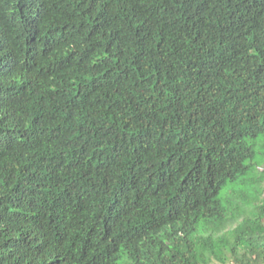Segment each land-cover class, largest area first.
Masks as SVG:
<instances>
[{
  "label": "trees",
  "instance_id": "1",
  "mask_svg": "<svg viewBox=\"0 0 264 264\" xmlns=\"http://www.w3.org/2000/svg\"><path fill=\"white\" fill-rule=\"evenodd\" d=\"M264 264V0H0V264Z\"/></svg>",
  "mask_w": 264,
  "mask_h": 264
},
{
  "label": "rangeland",
  "instance_id": "2",
  "mask_svg": "<svg viewBox=\"0 0 264 264\" xmlns=\"http://www.w3.org/2000/svg\"><path fill=\"white\" fill-rule=\"evenodd\" d=\"M261 264H263V263L261 262Z\"/></svg>",
  "mask_w": 264,
  "mask_h": 264
}]
</instances>
